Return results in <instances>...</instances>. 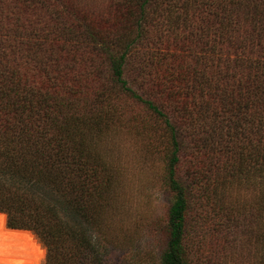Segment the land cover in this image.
Segmentation results:
<instances>
[{"label":"trees","instance_id":"obj_1","mask_svg":"<svg viewBox=\"0 0 264 264\" xmlns=\"http://www.w3.org/2000/svg\"><path fill=\"white\" fill-rule=\"evenodd\" d=\"M93 5L0 0V255L125 264L100 147L125 118L153 135L160 123L168 143L158 264H194L186 240L207 202L219 250L252 245L264 264V0Z\"/></svg>","mask_w":264,"mask_h":264},{"label":"rangeland","instance_id":"obj_2","mask_svg":"<svg viewBox=\"0 0 264 264\" xmlns=\"http://www.w3.org/2000/svg\"><path fill=\"white\" fill-rule=\"evenodd\" d=\"M85 2L90 6L94 4L98 10H104L109 0ZM122 121L116 130L106 135L100 145L112 164L116 181L117 191L114 192L112 199L113 228L117 230L118 238L116 243H119L121 249H127V244L131 241L128 246L132 248L126 253L114 251L117 253L115 257L125 261V264H158V256L162 251L158 234L164 227L166 211L172 199V194L164 181V155L168 143L161 135L159 127L162 125L158 122L156 127L154 126L156 133L153 135L137 124L126 122L125 118ZM185 136L187 148L193 151L199 145L196 135L193 134L192 137L185 132ZM236 194L243 197L240 201L246 198L242 190L232 192V196ZM199 205L196 208V215L199 214L200 223H194L193 226L204 227L190 230L186 240L189 256L194 257L193 263L252 264L251 258L249 260L248 257L252 245L245 246L244 251L237 247L235 253L230 247L223 252L219 250L220 239L212 232V229L217 231L220 226L221 219L217 214V208L214 209L210 202L203 206ZM234 215L239 214L235 212ZM205 223L209 224L207 228ZM44 258L45 255L41 264Z\"/></svg>","mask_w":264,"mask_h":264},{"label":"bare ground","instance_id":"obj_3","mask_svg":"<svg viewBox=\"0 0 264 264\" xmlns=\"http://www.w3.org/2000/svg\"><path fill=\"white\" fill-rule=\"evenodd\" d=\"M8 261L9 264H21V259L13 256L0 255V264H5Z\"/></svg>","mask_w":264,"mask_h":264},{"label":"water","instance_id":"obj_4","mask_svg":"<svg viewBox=\"0 0 264 264\" xmlns=\"http://www.w3.org/2000/svg\"><path fill=\"white\" fill-rule=\"evenodd\" d=\"M5 229L8 230V231H20V230L9 229V228L7 227V224H5ZM21 232H24V231H21ZM26 233H27V232H26ZM29 233H30V232H29Z\"/></svg>","mask_w":264,"mask_h":264},{"label":"clouds","instance_id":"obj_5","mask_svg":"<svg viewBox=\"0 0 264 264\" xmlns=\"http://www.w3.org/2000/svg\"><path fill=\"white\" fill-rule=\"evenodd\" d=\"M5 264H9V262L8 261H5Z\"/></svg>","mask_w":264,"mask_h":264}]
</instances>
